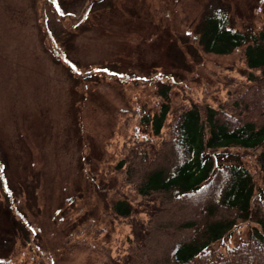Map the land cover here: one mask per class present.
Returning a JSON list of instances; mask_svg holds the SVG:
<instances>
[{
  "label": "rangeland",
  "instance_id": "1",
  "mask_svg": "<svg viewBox=\"0 0 264 264\" xmlns=\"http://www.w3.org/2000/svg\"><path fill=\"white\" fill-rule=\"evenodd\" d=\"M217 8L233 27L264 26V0H0V264L107 257L125 224L99 189L111 205L142 198L116 161L130 130L151 133L140 117L160 85L177 100L178 82L214 84L240 58L197 42Z\"/></svg>",
  "mask_w": 264,
  "mask_h": 264
},
{
  "label": "trees",
  "instance_id": "2",
  "mask_svg": "<svg viewBox=\"0 0 264 264\" xmlns=\"http://www.w3.org/2000/svg\"><path fill=\"white\" fill-rule=\"evenodd\" d=\"M201 24L205 51L240 58L214 84L178 82L177 100L160 85L159 109L140 117L151 133L130 130L116 161L142 198L111 205L99 189L125 233L97 264H264V26L233 27L222 8Z\"/></svg>",
  "mask_w": 264,
  "mask_h": 264
}]
</instances>
